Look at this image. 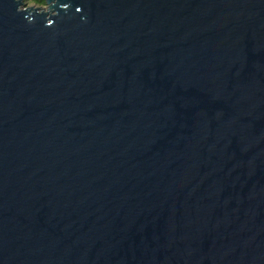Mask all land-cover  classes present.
I'll return each mask as SVG.
<instances>
[{
  "label": "water",
  "instance_id": "1",
  "mask_svg": "<svg viewBox=\"0 0 264 264\" xmlns=\"http://www.w3.org/2000/svg\"><path fill=\"white\" fill-rule=\"evenodd\" d=\"M0 0V264H264V0Z\"/></svg>",
  "mask_w": 264,
  "mask_h": 264
},
{
  "label": "rangeland",
  "instance_id": "2",
  "mask_svg": "<svg viewBox=\"0 0 264 264\" xmlns=\"http://www.w3.org/2000/svg\"><path fill=\"white\" fill-rule=\"evenodd\" d=\"M23 4H24V7L27 8V7H43L44 9H46V6H40V5H37L35 3H33L32 1H29V0H22Z\"/></svg>",
  "mask_w": 264,
  "mask_h": 264
},
{
  "label": "trees",
  "instance_id": "3",
  "mask_svg": "<svg viewBox=\"0 0 264 264\" xmlns=\"http://www.w3.org/2000/svg\"><path fill=\"white\" fill-rule=\"evenodd\" d=\"M29 1H32L33 3L40 6H45L44 0H29Z\"/></svg>",
  "mask_w": 264,
  "mask_h": 264
}]
</instances>
